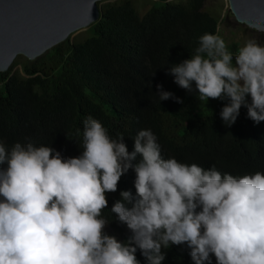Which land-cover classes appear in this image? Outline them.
Listing matches in <instances>:
<instances>
[{"label": "clouds", "instance_id": "1", "mask_svg": "<svg viewBox=\"0 0 264 264\" xmlns=\"http://www.w3.org/2000/svg\"><path fill=\"white\" fill-rule=\"evenodd\" d=\"M168 71L189 93L194 82L202 101L227 98L226 126L242 105L252 121H264V46L254 40L234 55L221 36L205 33L191 58ZM157 87L160 101L183 103ZM133 140L129 153L123 135L111 138L89 116L79 157L0 142V264H140L137 249L147 264H162V248L184 244L193 264H212V255L216 264H264V173L234 176L164 158L150 129ZM129 169L136 195L121 191L111 208L132 233L121 242L105 233L102 212Z\"/></svg>", "mask_w": 264, "mask_h": 264}, {"label": "trees", "instance_id": "2", "mask_svg": "<svg viewBox=\"0 0 264 264\" xmlns=\"http://www.w3.org/2000/svg\"><path fill=\"white\" fill-rule=\"evenodd\" d=\"M141 2L146 5L99 3L100 19L88 29V39L69 38L34 61L19 57L0 73V142L8 149L16 143L45 145L64 159L79 157L83 121L91 116L111 138L123 135L129 153L137 132L150 129L164 158L234 176L264 173V121H252L242 105L235 123L226 126L220 113L227 98L202 101L194 82L189 93L168 71L191 58L200 36L219 35L221 17L206 10L207 0ZM245 28L264 46V33ZM226 46L235 55L242 44ZM158 85L183 103L160 101ZM140 159L137 155L133 163ZM134 180L129 169L117 191L106 193L108 207L102 212L109 222L105 233L121 242L132 233L111 208L122 199L121 191L136 195ZM162 252V264H193L186 244ZM135 255L147 264L139 249ZM211 261L216 264L214 255Z\"/></svg>", "mask_w": 264, "mask_h": 264}, {"label": "water", "instance_id": "3", "mask_svg": "<svg viewBox=\"0 0 264 264\" xmlns=\"http://www.w3.org/2000/svg\"><path fill=\"white\" fill-rule=\"evenodd\" d=\"M113 0H0V73L19 57L34 61L100 19ZM235 20L264 33V0H228Z\"/></svg>", "mask_w": 264, "mask_h": 264}, {"label": "rangeland", "instance_id": "4", "mask_svg": "<svg viewBox=\"0 0 264 264\" xmlns=\"http://www.w3.org/2000/svg\"><path fill=\"white\" fill-rule=\"evenodd\" d=\"M157 1V0H153ZM174 1V0H169ZM137 6H145L141 0H134ZM206 10L215 13L221 17L219 26V36H221L225 43L241 42L242 46L246 41L252 40L251 33L246 30V26L239 24L233 17L228 0H207ZM87 30L79 31L71 37L72 41H83L88 39L89 34ZM256 43H261L259 38L253 39Z\"/></svg>", "mask_w": 264, "mask_h": 264}]
</instances>
